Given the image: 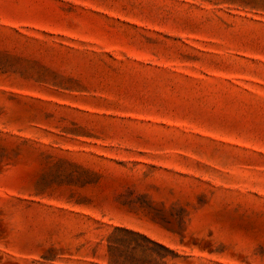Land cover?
<instances>
[{
    "label": "rangeland",
    "instance_id": "rangeland-1",
    "mask_svg": "<svg viewBox=\"0 0 264 264\" xmlns=\"http://www.w3.org/2000/svg\"><path fill=\"white\" fill-rule=\"evenodd\" d=\"M0 264H264V0H0Z\"/></svg>",
    "mask_w": 264,
    "mask_h": 264
}]
</instances>
